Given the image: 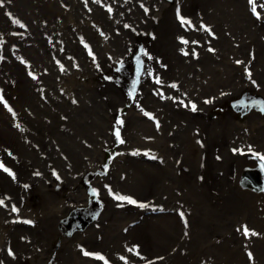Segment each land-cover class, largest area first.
<instances>
[{
  "label": "rangeland",
  "instance_id": "1",
  "mask_svg": "<svg viewBox=\"0 0 264 264\" xmlns=\"http://www.w3.org/2000/svg\"><path fill=\"white\" fill-rule=\"evenodd\" d=\"M159 1L168 5V12L153 13L152 0H20L13 17L25 28L13 25L7 15L1 14L0 95L15 117L0 103V148H5L3 142L17 143L18 147L6 149L8 160L0 158L16 177L13 180L0 169V181L9 197L6 202L0 184V199L7 205L0 208L13 213L14 205L19 212L44 217L57 209L59 201L70 198L59 195L72 189L87 167L100 164L104 169L95 171V178L82 190H75L74 195H80L79 201L86 204V213L74 211L65 219L59 228V242L95 216L99 226L92 235L82 243L69 245L70 253L62 255L58 244L47 238L45 228L15 226L6 230L1 226L3 264H13L19 259L16 256L30 257L36 251L39 256L23 264L35 260L39 264H104V260L84 256L80 249L86 251L85 246L108 264H125V260L128 264H264V198L260 204L250 205L237 198L234 190L249 146L264 155V116L255 114L246 120L234 112V119L224 114L246 103L264 101V8L259 7L264 0H257L262 17L259 21L252 15L248 0H181L176 7L167 0ZM141 4L149 9L148 13ZM177 8L190 25L180 24ZM4 17L6 20H2ZM184 51L189 54L183 55ZM136 57L142 70L133 102L128 92L136 78ZM236 60L244 64L237 66ZM120 62L123 67L117 72ZM246 65H250L258 88L244 75ZM29 72L37 79L33 80ZM106 76L111 81L105 80ZM156 78L160 84L155 83ZM172 84L177 88H171ZM205 100L212 103L205 104ZM192 103L197 105L196 113L190 110ZM137 105L155 120L145 117ZM36 111L47 113L38 126L32 121ZM117 117L125 122L120 129L124 144H118L113 134ZM44 126L47 128H38ZM209 128L215 131L214 139L222 141L221 157L225 162L226 154H234L229 150L231 146L246 150V154L236 153L240 159L237 164L233 158L237 165L232 177L220 178L218 166L212 165L187 181L176 165V148L187 140L186 157L190 160L194 151H204L208 145L209 140L204 141L200 134ZM136 148L148 149L147 153L157 159L132 156ZM140 161L147 165V173L158 177L153 182L156 189L158 183L169 186L155 205L149 202L157 197L153 188L143 190L145 186L139 179L129 176L142 173ZM20 164L25 166L24 171ZM25 184L30 188L26 190ZM44 185L56 191L48 203L44 194L35 198L32 193H39ZM105 185L153 206L152 210L128 204L116 207L117 201L108 195ZM93 188L99 192L100 204L92 195ZM244 226L258 235L246 238ZM50 245L54 252L49 256ZM27 246L32 247L28 252ZM9 249L15 259L8 256ZM248 252L253 255L252 261Z\"/></svg>",
  "mask_w": 264,
  "mask_h": 264
},
{
  "label": "bare ground",
  "instance_id": "2",
  "mask_svg": "<svg viewBox=\"0 0 264 264\" xmlns=\"http://www.w3.org/2000/svg\"><path fill=\"white\" fill-rule=\"evenodd\" d=\"M159 2V0H157ZM0 2H3L4 5L6 6V4H10L12 6H16L19 2V0H0ZM169 10V9H168ZM1 14H5V7L0 8V19H1ZM40 16H42L44 19H46L47 17L45 15H43L42 13H40ZM7 17V16H6ZM6 17L2 18V20H6ZM213 55H217V52H212ZM226 99H223V102ZM233 109L230 110L228 109L224 114H226L227 118H232L234 119V114H233ZM45 116H47V113L41 114L40 112L36 111L34 112V120L33 123L36 124L38 126V123H40V121L42 119L45 120ZM55 124V123H54ZM50 126V127H54ZM63 122L60 121L59 122V126H62ZM190 126L194 127L195 123L194 122H190ZM8 126L6 127H1V131H4V129H7ZM38 128H47V127H38ZM192 129V128H191ZM21 131L24 132V130L21 128ZM214 129L213 128H209L207 130H205L203 132V134L201 137L204 139V141H208V145L206 146L204 151H200L199 149H197L196 151H194V155L190 156V160L187 159L186 157V151L188 148V142L187 140L184 142L186 143L184 145L183 142H180L178 144V148H176L177 151V156H176V165L178 166V169L180 171V173L182 174V178L186 179L187 181L192 180L193 178H195L196 176H198L199 174H202L204 172H206L212 165H217L218 166V170H219V175L220 178L222 177H226L228 176H234L235 175V166L237 164L234 163V160L236 162H238V155L237 154H233L230 155V153L226 154V156L228 157L227 161L225 162L224 159L221 157L222 155V141H218L214 136ZM191 134H189L190 136ZM239 142V141H237ZM240 143V142H239ZM15 144V145H14ZM216 144V146L214 145ZM3 145L5 146V148H0V158L3 160H8L9 156L7 154V150L6 149H12V148H17L18 144L17 143H6L3 142ZM239 147L243 148V146L241 145V143L239 144ZM194 148H197L196 146H194ZM234 147L231 146L229 148V150L233 149ZM59 151H61V148L58 149ZM148 149L142 150L140 148H136V151H138L139 153H141L140 155H137L136 157H144L143 152H148ZM244 153L246 152V150H243ZM238 153V152H237ZM133 156V155H132ZM217 156L220 157V161L217 160ZM234 158V160H233ZM143 160V158H141ZM12 161V160H10ZM141 167H142V173L141 174H136L134 173L133 175H129L130 177L135 176L139 179V181L141 182V184H143L145 187L143 190H150V188H153V192L157 194V197L155 200H151L149 202H151V205H155L157 202L161 201V195L165 194L166 192L169 191V186L166 185V183L162 184V183H158V188L156 189V187H154L153 182L155 179H157V176H151L150 172L147 173L148 168L147 165L143 162L140 161ZM20 169L22 171L25 170V166L23 164H20ZM101 170L103 169L102 167L100 168V164L96 165V166H90L87 167L83 173L80 176L79 182L77 184H75L73 186L72 189L64 191V195L61 193L59 196H66L69 195L70 198L68 200H61L57 203V209L51 213L48 214H44V217H36L33 216L30 213L27 212H19V214L17 215L16 213H8L4 208H0V227L3 226L7 229L9 228H13L15 226H21V227H28L30 225H25L23 223H19V221L28 219L33 221L34 225H38L42 228H45L47 230V238L50 240V242H54L57 243L58 246V250H59V254L61 253L62 255L65 254H69L70 253V249H68L67 247L73 243H82L86 240V237L92 232L94 231L98 226H99V222H95V216H93L92 219H89L85 222H83V224L81 223L80 226L78 227V232H76L75 234H68L66 235V238L62 240V242H59L60 239V226L64 223L65 219L72 214L74 211H82L84 214L86 213L84 207L86 206V204L81 203L79 201V199L81 198L80 195H74L75 190H82L83 185L89 181H91L92 179L95 178V171L97 170ZM104 170V169H103ZM187 170V171H186ZM239 173V171H238ZM182 183H184V181H180ZM0 184L3 185L2 187V194L5 196V201L8 202L9 201V197L6 196L5 194L7 193V189L4 187V183L0 181ZM51 185V184H50ZM44 185L41 189L42 191H40L39 193H34V197L38 198L39 196H41L42 194L45 195L46 199H47V203L50 202V200L53 198V196L56 194V191H54L52 188H50L49 186ZM140 187H143L142 185H140ZM142 190V191H143ZM221 190L224 191L225 188L221 187ZM141 192V191H140ZM60 199L57 198V200ZM3 200V199H2ZM149 200V198H148ZM147 202V201H146ZM153 206H150L147 211L152 210ZM44 212V211H43ZM100 213V211L98 212ZM91 214H95V213H90L88 215ZM87 215V216H88ZM3 217V218H2ZM95 217V218H94ZM13 221H17V223H13ZM156 222H159V219H155ZM3 222V223H2ZM91 226V227H90ZM87 227H90L88 229V231L86 233H84L85 229ZM94 232L91 233V235ZM43 238H46V234L43 236ZM70 238V239H69ZM11 242L13 243V240H11ZM59 242V243H58ZM52 245H50L47 252L48 255H52L54 252V248H51ZM31 246H27V252L31 249ZM85 249L87 252L91 251V247L86 248ZM2 250V248H1ZM37 256H39V252L36 251L35 253H32L31 256H16L19 259L15 260L13 264H23L25 262L28 261L29 258H36ZM43 262V260H42ZM33 264H39L38 260H35L33 262ZM59 264V261L56 263Z\"/></svg>",
  "mask_w": 264,
  "mask_h": 264
},
{
  "label": "snow or ice",
  "instance_id": "3",
  "mask_svg": "<svg viewBox=\"0 0 264 264\" xmlns=\"http://www.w3.org/2000/svg\"><path fill=\"white\" fill-rule=\"evenodd\" d=\"M94 3L98 2V0H93ZM248 3L251 5V12H252V15L256 18V20H261L262 17H261V14L257 11V8H258V4H257V0H248ZM103 7V5H101ZM141 8L144 9V12L145 13H148L149 9L144 7L143 4L140 5ZM5 7L4 3L3 2H0V8H3ZM260 8H264V4H261L259 5ZM107 11L109 13H111L112 9L111 8H108ZM6 15H8L9 19L12 21L13 25H16L18 26L19 28H25V25L23 23L20 22L19 19H16L12 16L11 13H6ZM176 16L178 18V20L180 21V24L181 25H190V21L187 20L186 18H184L182 15H181V11L179 8L176 9ZM125 27L127 28L128 25H125ZM202 28H204L205 31H208L209 34H211V30L207 27H205L204 25H201ZM13 35H15V33H13ZM182 43H187L186 41H181ZM81 43H83L84 47L86 49H89V55H92V52H91V49L89 48V45L87 43H84L83 39H81ZM208 51L209 52H214V49L212 48H208ZM141 52L144 54V55H148L146 52H144L143 49H141ZM183 55L187 56L189 53L187 51H184L182 53ZM192 55L194 57H197L198 58V54L197 53H192ZM93 58V61L95 62V56L92 57ZM149 59H152L151 56H148ZM109 59H112L111 57H109ZM252 59H255V56L253 54L252 56ZM21 64H24L26 67H29V65L26 64V62L24 60H21L20 61ZM57 63L59 64V61H57ZM136 63L138 65L137 69H136V78L133 80V86H132V89L128 92V96L130 99L133 100V102H135V96H134V93L136 91V87L139 83V77L141 75V70H142V63L140 62V58L139 57H136ZM236 65L239 66L241 64H244V61L242 60H236L235 61ZM99 67V66H98ZM123 67V62H120V67H117L116 68V71L117 72H120L121 71V68ZM249 67L250 65H246L244 67V75L246 76V78L249 80V82L253 85V86H256L257 88L259 87L257 84H256V81L252 78V72L249 71ZM60 69L61 71L63 72L64 71V68H63V65H60ZM151 75V73H149ZM28 75L33 79V80H36L37 77L35 75H33L32 72H29ZM105 80H109L111 81V77H108L106 76L105 77ZM155 83L156 84H160V80L159 78H156L155 79ZM171 88H177V85L176 84H172L170 85ZM161 95V98H163V94H160ZM222 95H227V93H222ZM0 103H2L4 105V107L10 112L12 113L13 117H15V113L13 112L12 108L8 106V104L4 101V98L2 95H0ZM73 104L77 103V101L73 100L72 101ZM180 103H183V101H180ZM205 104H210L212 103V101L210 100H205L204 101ZM243 107H248V105H241ZM252 106L253 107H258L259 108V111L264 114V101H260V102H255L253 101L252 103ZM137 107L139 108V110L143 113V115L145 117H147L149 120H155V117L150 114L149 112L145 111L142 107H140L139 105H137ZM185 107H188V105H185ZM235 107V106H234ZM190 110L193 112V113H196L197 112V105L195 103H192L190 105ZM122 111V110H121ZM124 120L120 117H117L116 120H115V124H114V136H115V141L118 143V144H124L125 141L124 139H122L121 137V128L124 126ZM17 128H19L20 126L17 124L16 125ZM156 127L157 129H159L160 125H159V122L156 121ZM197 144L200 145V147H204L203 143L200 141V140H197L196 141ZM233 153L236 154L237 152H239L240 155H244V151L242 149H236V148H233L232 149ZM249 152L251 153V157L253 159H256L259 161V167H260V170L261 171H264V155L260 154V153H257L255 151H252L251 149V146H249ZM141 153H139L138 151H134L131 153V155L133 156H137V155H140ZM143 155L145 156H148L149 159H157V157L155 156H150L149 153L145 152L143 153ZM220 157L217 156V160H219ZM0 169H2L5 173H7L8 176H10L13 180L16 179L15 177V174L8 168L4 167L3 163H0ZM37 176L40 175L39 172L36 173ZM53 176H55L56 180L57 181H60V176L53 172ZM200 181L203 182V176L199 177ZM23 187L27 190L30 188L29 185L25 184L23 185ZM105 187L107 188L108 190V195L114 200V201H117V204H116V207H123L125 204H128V205H134L140 209H146L149 207L148 204H145V203H140L138 202L137 200L133 199L131 196H128V195H123V194H120V193H116V192H113V190L111 189V187H109L108 185H105ZM57 191H59V188L56 189ZM92 195L94 197L97 198L96 200V203L100 204V200H99V192L93 188L92 190ZM262 191H264V189H262ZM0 207H7V205L5 204V201L0 199ZM101 207H102V204H101ZM153 211H155V209H153ZM160 211H163V208L160 209ZM11 212L13 213H16L17 215L19 214V211L18 209L16 208V206H12L11 207ZM181 219L183 220V223H184V227L187 228L188 227V222H187V219H185V214L183 212L179 213ZM95 218V217H94ZM13 223H17V221H13ZM19 223H23L25 225H30V226H35L33 221L31 220H28V219H25V220H22V221H19ZM237 231H240V229H237ZM243 234L246 238L248 237H255L258 235V233H256L255 231H252L250 232L249 229L247 228V226H244L243 228ZM185 236L188 235L187 232L184 233ZM80 251L83 253L84 256L88 257V256H93L95 259H99V260H104V264H108V261L104 259L103 256H100L98 254H94V253H90V252H87V251H84L83 248L80 249ZM129 251L131 252L132 249H129ZM8 256L11 257L12 259H15V254L14 252L9 249L8 250ZM138 254V252H137ZM247 257L250 261L253 260V255L251 252H248L247 253ZM122 260H124L125 258L124 257H121ZM140 259H145L144 256H140ZM0 264H3V261H0ZM125 264H128V261L125 260Z\"/></svg>",
  "mask_w": 264,
  "mask_h": 264
},
{
  "label": "water",
  "instance_id": "4",
  "mask_svg": "<svg viewBox=\"0 0 264 264\" xmlns=\"http://www.w3.org/2000/svg\"><path fill=\"white\" fill-rule=\"evenodd\" d=\"M238 185L240 194L252 201L264 195V171L260 170L258 160L250 158L247 161V165L241 170Z\"/></svg>",
  "mask_w": 264,
  "mask_h": 264
}]
</instances>
